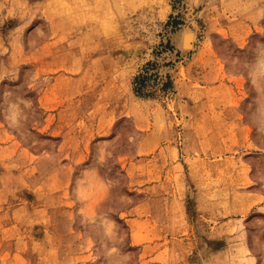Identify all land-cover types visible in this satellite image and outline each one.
<instances>
[{
  "label": "rangeland",
  "instance_id": "obj_1",
  "mask_svg": "<svg viewBox=\"0 0 264 264\" xmlns=\"http://www.w3.org/2000/svg\"><path fill=\"white\" fill-rule=\"evenodd\" d=\"M0 264H264V0H0Z\"/></svg>",
  "mask_w": 264,
  "mask_h": 264
},
{
  "label": "bare ground",
  "instance_id": "obj_2",
  "mask_svg": "<svg viewBox=\"0 0 264 264\" xmlns=\"http://www.w3.org/2000/svg\"><path fill=\"white\" fill-rule=\"evenodd\" d=\"M182 36H183L182 44L184 45L183 48H185V49L191 48L192 47V42H193V39H194V34L185 31V32H183Z\"/></svg>",
  "mask_w": 264,
  "mask_h": 264
}]
</instances>
